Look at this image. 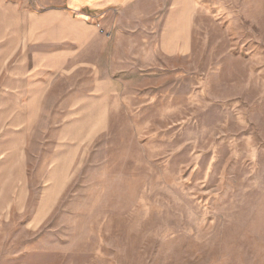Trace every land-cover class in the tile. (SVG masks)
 Masks as SVG:
<instances>
[{
	"label": "rangeland",
	"instance_id": "374dc122",
	"mask_svg": "<svg viewBox=\"0 0 264 264\" xmlns=\"http://www.w3.org/2000/svg\"><path fill=\"white\" fill-rule=\"evenodd\" d=\"M20 1L82 27L44 100L28 211L0 227V264H264V0H94L87 19L69 0ZM74 113L104 125L29 224L47 144Z\"/></svg>",
	"mask_w": 264,
	"mask_h": 264
},
{
	"label": "crops",
	"instance_id": "0c3cea01",
	"mask_svg": "<svg viewBox=\"0 0 264 264\" xmlns=\"http://www.w3.org/2000/svg\"><path fill=\"white\" fill-rule=\"evenodd\" d=\"M93 1L69 0L72 11L85 19ZM81 27L80 20L58 9L28 10L20 0H0V227L28 211L30 159L44 100L54 77L69 62ZM100 111L104 113L103 108ZM74 115L66 117L47 144L44 179L29 224H41L54 209L68 184L77 145L90 143L104 125V116L94 130L90 122L77 121ZM45 144L41 142V151Z\"/></svg>",
	"mask_w": 264,
	"mask_h": 264
}]
</instances>
